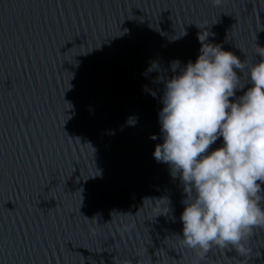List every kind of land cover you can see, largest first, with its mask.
Returning a JSON list of instances; mask_svg holds the SVG:
<instances>
[{"label":"water","instance_id":"1","mask_svg":"<svg viewBox=\"0 0 264 264\" xmlns=\"http://www.w3.org/2000/svg\"><path fill=\"white\" fill-rule=\"evenodd\" d=\"M198 36L248 87L264 0H0V264H264V225L182 244L183 185L153 157L156 77Z\"/></svg>","mask_w":264,"mask_h":264},{"label":"clouds","instance_id":"2","mask_svg":"<svg viewBox=\"0 0 264 264\" xmlns=\"http://www.w3.org/2000/svg\"><path fill=\"white\" fill-rule=\"evenodd\" d=\"M207 37L198 36L195 61L173 60V75L156 77L163 83L161 142L153 151L183 185L181 242L201 256L212 245H239L253 226L264 225V47L245 88L236 72L241 60L218 44H204ZM154 70L156 62L147 69Z\"/></svg>","mask_w":264,"mask_h":264},{"label":"snow or ice","instance_id":"3","mask_svg":"<svg viewBox=\"0 0 264 264\" xmlns=\"http://www.w3.org/2000/svg\"><path fill=\"white\" fill-rule=\"evenodd\" d=\"M209 250H210V248H209ZM209 250H208V251H209ZM208 251H207V252H208ZM207 252H206V253H207Z\"/></svg>","mask_w":264,"mask_h":264}]
</instances>
